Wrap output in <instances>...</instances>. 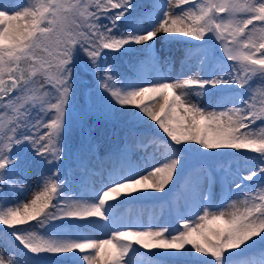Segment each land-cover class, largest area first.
<instances>
[{
  "label": "rangeland",
  "instance_id": "374dc122",
  "mask_svg": "<svg viewBox=\"0 0 264 264\" xmlns=\"http://www.w3.org/2000/svg\"><path fill=\"white\" fill-rule=\"evenodd\" d=\"M44 1L47 7L41 24L27 44L30 83L0 104V157H9L21 145L37 148L44 138L41 131L49 128L51 152L56 155L57 149L60 153L71 146L69 142L62 145L67 132L96 121L86 106L71 107L67 89L72 72L90 66L89 53L79 46L86 35L78 23L85 21L88 0ZM247 4L248 0H158L138 37L140 44L149 43L153 57L136 73L140 81L135 99H145L163 119L182 120L185 125L199 122L209 131L229 121L246 101L233 89L236 78L230 63L264 75V63L258 62L264 59V16L248 12ZM3 12L7 21L23 9L18 5ZM203 17L211 19L220 58L211 59L201 45L187 57L183 69V47L167 48L166 35ZM19 55L12 65L9 61L0 65V83L8 78ZM71 148L80 150L76 145ZM106 155L108 167L83 176L84 199L70 202L66 211L90 221L73 224L72 232L47 225L30 227L17 238L27 253H34L31 257L47 247L57 251L67 247L73 253L82 251L87 264H184L172 255L177 256L189 239L196 242L209 224L221 222L230 234L229 247L236 248L233 240L245 230L251 208L256 217L264 218V212L259 215L264 208V174L253 165H226L225 170L216 171L215 167L198 169L202 165L196 164L183 193L172 192L160 202H139L136 196L159 188L161 173L171 168L162 149L149 148L141 154L126 151L117 158ZM43 185L42 179L35 178L28 183L26 196L18 204L21 213L38 202ZM0 264L21 263L0 246ZM234 264H264V258L246 251Z\"/></svg>",
  "mask_w": 264,
  "mask_h": 264
},
{
  "label": "trees",
  "instance_id": "16d2710c",
  "mask_svg": "<svg viewBox=\"0 0 264 264\" xmlns=\"http://www.w3.org/2000/svg\"><path fill=\"white\" fill-rule=\"evenodd\" d=\"M157 2L88 0L85 21L78 23L86 35L79 46L89 53L90 66L74 70L67 89L71 107L79 110L86 106L96 121L85 122V129H71L62 143L79 146V152L69 146L52 155L49 128L41 131L44 138L37 148L20 144L9 157H0V246L12 252L21 264H87L81 251L73 253L67 247L58 251L47 247L39 256L31 257L34 253H27L17 236L34 225L72 232L73 224L90 221L78 220L66 211L70 202L84 199L83 176L108 167L106 153L117 158L126 151L141 154L149 148L162 149L171 168L161 173L159 188H148L141 197L136 196L139 202H160L172 192L183 193L196 164L202 165L198 169L215 167L216 171L225 170L226 165H253L264 174V75L260 72L245 71L241 64L230 63L236 78L233 89L246 101L229 121L211 131L199 122L185 125L182 120L163 119L161 113L150 110L145 99L137 101L133 96L140 81L137 71L153 57L149 43L140 44L138 37L151 20ZM248 2V12L264 16V0ZM46 4L44 0H0V65L7 61L12 65L16 53L27 46L41 24ZM18 5L23 12L5 21L3 11ZM216 41L210 17L166 35L167 48L183 47L185 57H179L183 69L187 57L201 45L211 53V59L220 58ZM258 62L264 63V59ZM109 82L115 87H109ZM33 178L43 180V192L37 203L21 213L18 204ZM219 192L217 189L216 195ZM250 212L243 224L245 230L233 240L236 248L229 247V232L216 221L201 231L196 242L189 239L172 257L184 264H234L246 251L264 258V218L256 217L254 208ZM262 212L264 208L259 215ZM257 241L260 243L255 246Z\"/></svg>",
  "mask_w": 264,
  "mask_h": 264
},
{
  "label": "water",
  "instance_id": "95a60500",
  "mask_svg": "<svg viewBox=\"0 0 264 264\" xmlns=\"http://www.w3.org/2000/svg\"><path fill=\"white\" fill-rule=\"evenodd\" d=\"M27 50L28 47L26 46L20 51V55L14 60L10 75L0 83V104L15 96L29 84L31 75L28 70Z\"/></svg>",
  "mask_w": 264,
  "mask_h": 264
}]
</instances>
